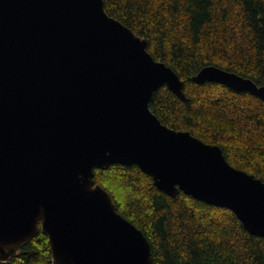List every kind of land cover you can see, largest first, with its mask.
Returning a JSON list of instances; mask_svg holds the SVG:
<instances>
[{
    "label": "water",
    "instance_id": "water-1",
    "mask_svg": "<svg viewBox=\"0 0 264 264\" xmlns=\"http://www.w3.org/2000/svg\"><path fill=\"white\" fill-rule=\"evenodd\" d=\"M191 80L264 99V84L216 65ZM184 82L103 0H0V259L39 227L52 264H153L144 233L118 213L94 168L137 165L170 196L229 208L264 237V181L221 147L152 112Z\"/></svg>",
    "mask_w": 264,
    "mask_h": 264
},
{
    "label": "trees",
    "instance_id": "trees-1",
    "mask_svg": "<svg viewBox=\"0 0 264 264\" xmlns=\"http://www.w3.org/2000/svg\"><path fill=\"white\" fill-rule=\"evenodd\" d=\"M103 7L184 82L185 100L165 85L153 92L149 107L161 122L219 145L232 166L264 181V99L191 80L216 65L264 84V0H103ZM93 171L116 211L147 237L153 264H264V237L229 208L182 191L170 196L134 164ZM51 258L39 227L0 264H52Z\"/></svg>",
    "mask_w": 264,
    "mask_h": 264
}]
</instances>
